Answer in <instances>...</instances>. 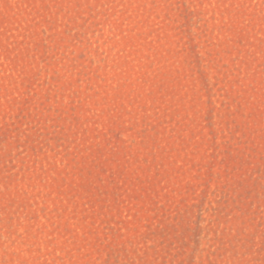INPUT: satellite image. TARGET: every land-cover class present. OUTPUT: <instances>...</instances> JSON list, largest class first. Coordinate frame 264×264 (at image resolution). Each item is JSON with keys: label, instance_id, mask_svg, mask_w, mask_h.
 I'll return each mask as SVG.
<instances>
[{"label": "rangeland", "instance_id": "374dc122", "mask_svg": "<svg viewBox=\"0 0 264 264\" xmlns=\"http://www.w3.org/2000/svg\"><path fill=\"white\" fill-rule=\"evenodd\" d=\"M0 264H264V0H0Z\"/></svg>", "mask_w": 264, "mask_h": 264}]
</instances>
